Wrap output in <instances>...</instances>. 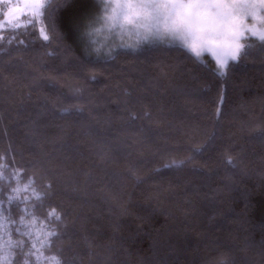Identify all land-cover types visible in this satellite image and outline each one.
<instances>
[{
  "label": "trees",
  "instance_id": "1",
  "mask_svg": "<svg viewBox=\"0 0 264 264\" xmlns=\"http://www.w3.org/2000/svg\"><path fill=\"white\" fill-rule=\"evenodd\" d=\"M89 7L91 0L61 13L59 30L71 50L44 41L38 23L36 30L4 31L0 154H15L17 164L28 167L39 148L62 162L61 173L49 177L56 187L51 203L72 213L70 227L74 222L95 237V254L84 264H264V145L241 127L264 117V63L253 56L232 64L231 76L222 80L212 62L201 64L176 46L98 58L78 43L71 25ZM6 11L0 5V18ZM157 66L165 73L158 82ZM33 70L55 79L41 81L23 107L5 103L12 88L28 90ZM150 84L159 89L151 111L159 106L163 114L141 133L136 128L144 121H130L122 101ZM77 88L84 115L53 117L52 106L67 107ZM45 97L46 114L34 125ZM199 145L206 148L197 161L203 174L164 167L170 156L183 158ZM228 156L236 167L226 163ZM72 240L79 251V238Z\"/></svg>",
  "mask_w": 264,
  "mask_h": 264
},
{
  "label": "snow or ice",
  "instance_id": "2",
  "mask_svg": "<svg viewBox=\"0 0 264 264\" xmlns=\"http://www.w3.org/2000/svg\"><path fill=\"white\" fill-rule=\"evenodd\" d=\"M89 0H0V5L7 6L0 18V41H4L5 24L7 31L15 32L19 28L31 26L44 41L59 42L61 48L71 50L65 45L66 34L59 30L61 13L77 3L87 4ZM92 7L85 8L71 21L77 34V41L89 54H101V48L95 47L94 39L102 31H118L120 34L135 33L140 39L135 45L107 46L106 54L111 56L116 47L139 49L142 44L164 41L170 38L178 41L179 46L190 52L201 64L208 54L215 62L213 71L218 78L227 80L233 71V64L248 62L253 54L264 63V0H91ZM248 36L256 37L260 42L249 41ZM14 38V37H13ZM11 43V39L8 40ZM22 43V41H20ZM159 76L163 67L157 66ZM93 79L95 77H92ZM0 74V81L6 80ZM45 77L38 70H33L26 77L28 89L18 94L16 88L4 97V102L23 107L25 97L30 101L32 95L39 92ZM7 89L8 85H4ZM159 91L156 84H150L147 91L122 101L132 122L144 121L136 131L146 133L163 108L157 107V113L151 111L156 97L153 90ZM81 89L77 88L66 98L67 107L52 106L51 114L59 112L83 116L85 109L80 105ZM47 100L41 103L32 120L35 125L47 111ZM223 103V95H220ZM139 105L135 112L131 106ZM219 117V108L217 109ZM250 139L264 145V117L248 119L241 125ZM38 135V133H34ZM38 157L29 162L28 167L17 164L15 154H0V264H84L85 257L95 254L96 241L92 234L78 230L76 224L68 218L71 212L60 205H53L56 193L55 181L49 179L61 173L60 163L52 154L37 149ZM206 151L205 145L188 149L183 158L170 156L165 168L184 170L191 175L203 174V165L197 161ZM226 163L236 167L234 158L228 156ZM79 238L80 250L72 238ZM68 241L67 247L64 246ZM217 264H234L220 259Z\"/></svg>",
  "mask_w": 264,
  "mask_h": 264
},
{
  "label": "rangeland",
  "instance_id": "3",
  "mask_svg": "<svg viewBox=\"0 0 264 264\" xmlns=\"http://www.w3.org/2000/svg\"><path fill=\"white\" fill-rule=\"evenodd\" d=\"M5 7L7 8V6H5ZM4 27H5V29L10 28V26L7 25V24H5ZM94 39L97 41V43L102 44V45H100V44L99 45H95V47H100L101 48V54L100 55H97L95 53V56L99 58V57H109V55L106 54L107 46H115V45H121V44H124V45H135L137 43V41L140 39V37H138L135 33H132V34H128V33L120 34L116 30H114L112 32H108L107 30H104V31H102L99 34V36L94 37ZM247 39L249 41H254L257 44L260 43L257 40L256 37L248 36ZM158 46H168V47L176 46V47H180L178 41H172L170 38H165L163 42H161L159 40H156L152 44H142V46L138 50L146 49V48H152V47H158ZM119 50H122V51L123 50H125V51H137V49H134L133 47H116L115 48V51H119ZM184 50H186V49H184ZM115 51H113V53ZM253 56H256L255 52H254ZM204 59L207 60V64H210L212 62L213 65L212 64L211 65L213 67H215L214 60L208 54H205ZM230 64H233V62H230Z\"/></svg>",
  "mask_w": 264,
  "mask_h": 264
},
{
  "label": "built area",
  "instance_id": "4",
  "mask_svg": "<svg viewBox=\"0 0 264 264\" xmlns=\"http://www.w3.org/2000/svg\"><path fill=\"white\" fill-rule=\"evenodd\" d=\"M0 183H3V181H0Z\"/></svg>",
  "mask_w": 264,
  "mask_h": 264
}]
</instances>
